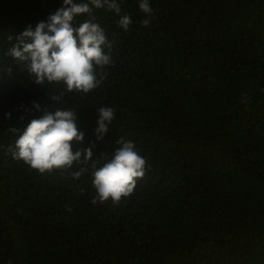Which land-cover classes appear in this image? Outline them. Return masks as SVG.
Instances as JSON below:
<instances>
[{
	"label": "trees",
	"instance_id": "obj_1",
	"mask_svg": "<svg viewBox=\"0 0 264 264\" xmlns=\"http://www.w3.org/2000/svg\"><path fill=\"white\" fill-rule=\"evenodd\" d=\"M139 2L93 10L112 63L96 89L57 103L62 84H36L4 53L63 0H0V264H264V0H149L151 16ZM33 103L76 109L81 162L67 173L39 174L9 151L41 115ZM101 106L115 118L97 140ZM121 137L145 175L118 205L93 203V165Z\"/></svg>",
	"mask_w": 264,
	"mask_h": 264
},
{
	"label": "clouds",
	"instance_id": "obj_2",
	"mask_svg": "<svg viewBox=\"0 0 264 264\" xmlns=\"http://www.w3.org/2000/svg\"><path fill=\"white\" fill-rule=\"evenodd\" d=\"M106 8L120 14L117 0H63V6L50 14L46 21L38 22L33 29L28 26L16 36V42L4 53L26 70L36 84H62L64 90L52 95L50 100L61 102L64 93L87 94L96 89L105 78L104 68L110 66L112 59L105 53L111 49L104 29L95 21L94 9ZM139 9L151 16L153 10L149 0H140ZM87 14L88 20L73 26L74 19ZM118 26L124 31L132 23L127 14L120 16ZM150 19L141 21L147 27ZM9 41L12 37H8ZM4 71L10 76L12 68ZM99 73V75H98ZM41 115L32 119L9 146L13 159L22 161L39 174L55 171L67 173L74 164L81 162V151L72 150V142H82L84 133L76 125V109L52 108L33 103ZM97 127L94 129L97 140H103L108 126L115 118L112 107H97ZM7 115V114H6ZM15 133L18 129L12 128ZM119 147L113 150L102 166L93 165L92 186L96 196L93 203L108 202L118 205L122 199L129 198L135 191L137 182L145 175L147 161L140 155L131 140L121 137L116 141ZM91 148L83 150V162L92 160ZM84 169L72 172L78 178Z\"/></svg>",
	"mask_w": 264,
	"mask_h": 264
}]
</instances>
